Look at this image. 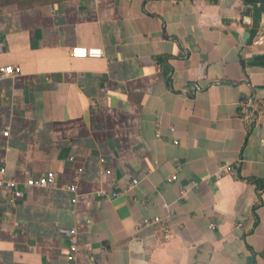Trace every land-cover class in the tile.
Instances as JSON below:
<instances>
[{
    "label": "crops",
    "instance_id": "0c3cea01",
    "mask_svg": "<svg viewBox=\"0 0 264 264\" xmlns=\"http://www.w3.org/2000/svg\"><path fill=\"white\" fill-rule=\"evenodd\" d=\"M9 65L0 161L57 186L0 197V264H78L68 228L94 264H264V0L1 5Z\"/></svg>",
    "mask_w": 264,
    "mask_h": 264
},
{
    "label": "built area",
    "instance_id": "2783aa9c",
    "mask_svg": "<svg viewBox=\"0 0 264 264\" xmlns=\"http://www.w3.org/2000/svg\"><path fill=\"white\" fill-rule=\"evenodd\" d=\"M101 50L94 47H74L70 51V55L75 58H86V57H99L101 56ZM20 73V68L17 66H4L0 67L1 76H17ZM8 132H3V135H7ZM232 171V168L228 165L222 166L220 171L215 173V178L229 174ZM102 172L109 173L110 170L102 168ZM77 178H75L76 180ZM177 179L175 174L170 175L167 180L173 182ZM208 183V181H206ZM137 184L136 180H131L129 187L132 188ZM193 185L196 186L197 183L193 182ZM57 186V181L55 174L52 171H48L43 175L37 177H29L25 181H19L15 178H10L6 175V170L4 163L0 161V197L9 205L14 206L19 199H22L23 196L35 187H55ZM72 192L76 191V185L70 184L67 186ZM117 195V193H114ZM185 190L181 189L179 199L184 198ZM76 198L72 199L75 202ZM172 214V211H169V214L165 217L153 216L151 218H143L140 225L137 227V230L144 229L147 227H156L161 229L166 234L169 233V217ZM211 228H214V225H211ZM60 234L64 235L68 239L67 243V260L71 262L78 261V264H94L92 258L88 255L83 258H79L80 248L77 238V231L75 228L60 229Z\"/></svg>",
    "mask_w": 264,
    "mask_h": 264
},
{
    "label": "trees",
    "instance_id": "16d2710c",
    "mask_svg": "<svg viewBox=\"0 0 264 264\" xmlns=\"http://www.w3.org/2000/svg\"><path fill=\"white\" fill-rule=\"evenodd\" d=\"M35 1L41 0H0V6L5 4H17L19 7L32 6Z\"/></svg>",
    "mask_w": 264,
    "mask_h": 264
}]
</instances>
